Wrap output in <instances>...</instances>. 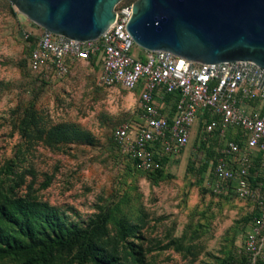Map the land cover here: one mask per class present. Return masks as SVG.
Instances as JSON below:
<instances>
[{"label": "rangeland", "instance_id": "374dc122", "mask_svg": "<svg viewBox=\"0 0 264 264\" xmlns=\"http://www.w3.org/2000/svg\"><path fill=\"white\" fill-rule=\"evenodd\" d=\"M40 31L0 0V264H244L254 204L206 185L228 138L199 149L197 129L163 172L133 170L112 131L136 118V93L96 84L85 60L59 79L35 75ZM55 237L66 241L41 254Z\"/></svg>", "mask_w": 264, "mask_h": 264}, {"label": "built area", "instance_id": "2783aa9c", "mask_svg": "<svg viewBox=\"0 0 264 264\" xmlns=\"http://www.w3.org/2000/svg\"><path fill=\"white\" fill-rule=\"evenodd\" d=\"M130 6L117 4L113 22L88 41L61 39L41 28L28 67L52 80L62 78L76 61L93 59L96 84L136 91V119L121 121L112 140L139 170L157 167L163 154L178 156L204 112L203 138L236 129L238 138L225 141L206 185L219 194L234 183V194L254 203L242 249L244 264H259L264 260V67L244 60L201 63L160 50L134 55L136 44L124 26ZM253 101L258 106L246 110L244 104Z\"/></svg>", "mask_w": 264, "mask_h": 264}, {"label": "water", "instance_id": "95a60500", "mask_svg": "<svg viewBox=\"0 0 264 264\" xmlns=\"http://www.w3.org/2000/svg\"><path fill=\"white\" fill-rule=\"evenodd\" d=\"M61 39L97 38L120 0H9ZM125 22L134 43L201 63L254 61L264 67V0H134Z\"/></svg>", "mask_w": 264, "mask_h": 264}, {"label": "trees", "instance_id": "16d2710c", "mask_svg": "<svg viewBox=\"0 0 264 264\" xmlns=\"http://www.w3.org/2000/svg\"><path fill=\"white\" fill-rule=\"evenodd\" d=\"M37 37H38V34H30V36H29V39H30V48H29V51H28V55H29L30 50H31L32 47L34 46V43L36 42ZM140 57H141V59H144V56H143V55H140ZM90 62L94 64L93 59H91ZM26 63H27V68L30 70V68L28 67V56H27V61H26ZM30 71H31V70H30ZM31 72H32V71H31ZM32 73H33V72H32ZM34 74H35V73H34ZM35 75L38 76V74H35ZM43 79H44V78H43ZM134 92L136 93V91H134ZM171 96L174 97L175 95H174V96H173V94H166V95H165L166 98H170ZM204 117H208V115H207L205 112L203 113L202 118L200 119V122H199V126H198V139H199V143H198V145H197V148H199V149H201L200 146H199V144H200V143H205V142L207 141L208 137L210 136V134L217 133V131H214V132H212V133H209V134L206 136V138H203V132L201 131V129H202L203 118H204ZM131 119H136V118H131ZM125 120H127V119H125ZM232 138L237 139V138H238V134L235 133V136L232 137ZM112 141H113V140H112ZM113 143H114V145L116 146V148L120 151V149L118 148L117 144H116L114 141H113ZM120 152H121V151H120ZM121 153H122V152H121ZM122 154H123L124 156H126V157L130 160V164H131L133 170H135V171H137V172H142V173H158V172H163V170H164V168H165V166H166L167 161L170 160V158H169L167 155L163 154L162 156L159 157V159H157L158 164H159L157 167H154V168H152V169H150V170H146V171H144V170H139V169H137V168L135 167V165H134V161H133L129 156H127L126 154H124V153H122ZM213 160L215 161V160H216V157L213 158ZM214 161L211 162L210 170H211V168H212V164L214 163ZM251 172H253V170H251ZM209 175H210V171H209ZM250 178H252V177H250ZM233 184H234V183H231V185H230L229 189L227 190V192H223V193H219V194L212 192L209 188H208V190H209V191L214 195V197L217 198V199H218V198H221V199H228V200H229V199H234V198H236V199H240V198H238V197L234 194V192H233L232 189H231V187L233 186ZM242 200H245V199H242ZM248 201H249V200H248ZM249 202H251V201H249ZM253 204H254V203H253ZM255 213H256V207L254 206V210H253V212H252V217L254 216ZM65 241H66V240L63 239V238H60V237L57 238V237H55V238H53L50 242L42 244V247H41L40 253L43 254L46 250L50 249L51 247H54V246H60V245H62ZM260 262H264V260H262V261H260ZM260 262H259V263H260Z\"/></svg>", "mask_w": 264, "mask_h": 264}, {"label": "crops", "instance_id": "0c3cea01", "mask_svg": "<svg viewBox=\"0 0 264 264\" xmlns=\"http://www.w3.org/2000/svg\"><path fill=\"white\" fill-rule=\"evenodd\" d=\"M95 65V64H94ZM256 106H258V103H256V102H249V103H247V104H244V108L246 109V110H248V109H250V108H252V107H256ZM198 129V121H196L195 123H194V125L192 126V132H191V135L193 134V132H195L196 130ZM235 133H236V129H233V128H229V129H227L226 130V133H225V139L226 138H232V137H234L235 136Z\"/></svg>", "mask_w": 264, "mask_h": 264}]
</instances>
